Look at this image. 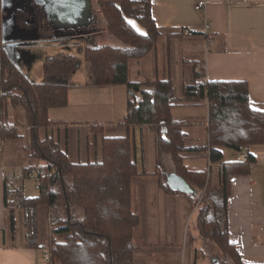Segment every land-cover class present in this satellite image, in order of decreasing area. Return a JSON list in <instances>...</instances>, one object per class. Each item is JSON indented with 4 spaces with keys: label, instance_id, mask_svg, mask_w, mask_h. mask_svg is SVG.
<instances>
[{
    "label": "trees",
    "instance_id": "obj_1",
    "mask_svg": "<svg viewBox=\"0 0 264 264\" xmlns=\"http://www.w3.org/2000/svg\"><path fill=\"white\" fill-rule=\"evenodd\" d=\"M106 24V32L118 45L87 48V86H125L128 89V114L119 126L126 127V137L103 138L102 161L74 163L67 150L54 136L40 137L42 129L55 123L50 120L52 109L68 106L73 77L82 63L77 56L63 54L44 66L46 81L35 83L12 60L11 48L0 43V140L17 141L24 136L20 125L9 123L11 110L23 112L31 139L29 157L43 162L37 171L36 197L25 196L24 182L34 172L24 169L22 181L5 190V204L11 231L17 228L16 211L24 212L27 247L38 244V212L40 208L56 211L52 220L54 233L61 238L51 240L44 250L51 264H135L134 235L141 217L133 210L132 186L140 173L136 160V143L130 134L132 127H150L155 134L157 163L171 158L173 170L195 190L184 195L198 209L197 227L203 241L215 245L231 264H246L229 236V200L232 179L247 176L255 158L248 149L264 145V112L252 107L249 87L245 82H205L196 72L178 96L172 76L164 79L132 81L129 66L157 50L162 37L152 15L151 0H95ZM26 13H17V23L25 28ZM202 34V33H201ZM198 31L195 32V36ZM45 38L38 43H51ZM30 45V43H27ZM208 102V145L198 151L188 144L186 121L177 120L173 108L181 105L199 106ZM92 146L104 127L94 125ZM91 146V145H90ZM209 150L211 164H217V177L208 170L193 171L185 164V154ZM223 149L249 155L248 162L225 161ZM161 175L159 188L166 194L183 195L170 189L167 175ZM60 210V211H57ZM202 252V251H201ZM216 262L220 263V259Z\"/></svg>",
    "mask_w": 264,
    "mask_h": 264
},
{
    "label": "crops",
    "instance_id": "obj_2",
    "mask_svg": "<svg viewBox=\"0 0 264 264\" xmlns=\"http://www.w3.org/2000/svg\"><path fill=\"white\" fill-rule=\"evenodd\" d=\"M91 1L94 9L96 2L95 0ZM199 1L202 0H151L152 15L162 37L157 50L139 61L135 60L136 63H134L135 61L130 63V80L144 81L157 78L164 80L171 74L175 90H182L185 84L191 83L193 69L196 64L195 70L201 74L202 81L247 83L252 107L264 112V0H206L208 3L206 9L197 11L195 6ZM205 22L211 25V35L213 37V44L209 50L206 48V38L201 34ZM186 29H194L198 31V35L188 37L184 35ZM116 45L118 43L115 42ZM133 64H135L134 78L131 75ZM150 66H154L155 71L151 76H147L145 70ZM163 69L166 70V73ZM75 87L74 83V87L69 92L70 99L71 92ZM123 87L125 86L91 87V90L104 92L107 95H118L125 91L121 89ZM115 88L118 90L115 91ZM128 99L129 93L127 96V111L125 116H122L121 122L128 114ZM78 103L79 105L84 104L80 101ZM181 107L185 109L188 107L203 108L200 116L197 113H191L190 115L193 116H187V118L183 113H176V108L172 110L175 119L187 123L185 132L190 147L195 148L197 151L201 150L209 142L208 102L206 100L199 106L190 104L177 106V108ZM55 110L57 109H52L50 112ZM92 114L90 110L74 112L71 116L80 117L79 120L74 122L55 121L50 118L55 124L48 129H42L40 137L44 138L48 134L58 139L62 149L68 151L69 158L74 163L101 162L103 138L126 137L128 132L126 127L119 126L118 122L106 123L99 121L100 119H96L94 122L88 117ZM82 118L84 120H81ZM96 124L102 125L104 132L98 136V144L92 146L94 138L92 129ZM56 130L58 134H55ZM130 134L136 143V160L139 172L149 174L136 179L132 186V205L133 210L137 212L135 210L136 202H138V199L135 202L136 194L145 191L144 187L151 180L158 178L160 183L162 176L159 175L161 172H156L157 170L148 171L145 166V137L152 135L155 146L153 130L148 126H135L131 128ZM72 139L75 143H71L70 140ZM0 144H2L1 140ZM248 151L255 158V163L252 165L249 175L236 176L232 179L228 230L230 240L236 245L243 262L246 264H264V145L251 146ZM223 154L225 161L228 162L240 160L241 156L240 153L231 149H223ZM185 157V164L190 170L211 171L212 178L216 179L217 164H211L209 150L186 153ZM154 160L155 166L158 167L156 147ZM163 160H167L171 164L166 175L176 173L173 170L171 158L166 156ZM196 161H204L205 164L201 162L195 164ZM10 172H12V168L0 163V264H48L45 261L47 253L44 248L32 249L23 244L24 241L20 244L14 242L16 232L14 234L11 231L5 204V190L6 186L8 187L5 179ZM160 191L164 194L163 190L160 189ZM139 195L137 194V196ZM165 196L167 199L182 200L183 198L192 207V211L196 208L187 196L170 194ZM137 213L140 215L139 212ZM155 215L157 217L166 216L169 220L173 217V214H161L153 211L151 216ZM140 217L141 222L134 235L136 246L135 264H188L187 248L189 242L186 241L188 237L185 235L187 229L186 218L183 217L179 228L173 229V223L168 224L166 234L170 235L168 245L171 248H168L170 253L167 258L162 249L164 240L162 235L158 236L156 228L147 229L149 236L144 239L138 236L137 239L136 234L141 229L143 219V216L140 215ZM158 230L161 232L162 228ZM172 235L176 238L173 239ZM184 250H186L185 255ZM214 262H216V258H213Z\"/></svg>",
    "mask_w": 264,
    "mask_h": 264
},
{
    "label": "rangeland",
    "instance_id": "obj_3",
    "mask_svg": "<svg viewBox=\"0 0 264 264\" xmlns=\"http://www.w3.org/2000/svg\"><path fill=\"white\" fill-rule=\"evenodd\" d=\"M96 4V3H95ZM94 4L93 10V19L94 22L88 27L74 28L69 30H58V23L54 24L50 19L44 15L43 11H30V19L25 25V30L28 33H25L26 38L34 40L35 38L45 39L50 38L54 39L51 43H38L32 42L28 44H20L11 49L12 59L15 64L35 83H43L46 81L44 74V66L50 60L58 57L63 54L65 56H77L81 60V67L77 72L73 82L76 87L71 92V99L69 97L68 106L63 109H57L53 112H50V118L52 120H62L66 122H74L80 119L79 116H71L74 112L79 111H92V115L88 117L92 121L100 119L99 121H104L106 123L110 122H121L122 116H125L127 111V88L123 87L125 91L121 94H105L104 92H98L91 90V87H88L87 82V69H86V56L85 51L87 48L102 46V45H115V42L118 43L113 37H111L106 32V24L103 16L99 13L97 7ZM5 14L0 9V43L2 42V23L4 20ZM56 25V26H55ZM59 27V26H58ZM136 63V61L134 62ZM145 63V62H144ZM147 63V60H146ZM134 65L131 67V75L133 76ZM154 67V66H153ZM152 66L147 67L145 73L147 76L154 74L155 69ZM189 70V68H187ZM166 73V70L163 69ZM190 84V83H188ZM115 91L118 89L115 88ZM182 90L178 89L176 94L179 96ZM76 97V98H75ZM76 99V100H74ZM84 104L79 105L78 102ZM176 108V113H183L186 118L191 113H197L198 116L202 113L201 107L199 108ZM174 108V109H175ZM173 114V113H172ZM177 115V114H176ZM179 115V114H178ZM174 116V115H173ZM50 119V120H51ZM81 120H84L83 118ZM9 123L13 125H20V133L24 136L22 139L17 141H9L0 144V163L5 164L10 168H22L32 167L34 172L29 179H26L24 182L25 196L28 198H33L38 196V181H37V171L38 168L43 165V162L38 161L29 157L30 154V145L31 139L29 136V130L26 129L23 112L20 110L10 112V118L8 119ZM94 121V122H95ZM57 133V130L55 131ZM44 135V134H43ZM57 136V135H56ZM71 143L73 139L70 140ZM145 162L146 170L156 171L166 174L170 169L171 164L167 160H163L158 167L155 166L154 153V137L148 135L145 137ZM72 152V151H71ZM76 160V159H74ZM201 162L205 164L204 161H196L197 164ZM155 166V167H153ZM155 178V177H154ZM158 178L151 180L146 187L145 191H142L139 196H135L138 199L136 202L135 210L143 216L141 229L137 231L138 236L146 238L149 236L147 229L156 228L158 231V236L162 235L164 244L162 249L164 250L165 257H169L168 248H171L168 245L169 234H166L168 224L173 223V229L179 228L180 223L183 221V217L186 218L185 223L187 229L185 235L188 237L186 241L189 242L187 248V262L188 264H214L213 258L220 259L221 264H231L222 256L219 252V249L212 245L211 243L204 242L199 234L197 227V210L196 208L192 211V207L189 203L182 198V200L166 198V194H162L158 187ZM170 201V202H168ZM184 201V202H183ZM188 203V205H186ZM60 211V210H57ZM153 211H157L161 214H173L171 220L167 219L166 216L157 217L151 216ZM193 212V213H192ZM58 214L56 211L48 210L47 208H40L38 212V244L40 247H47L52 243L51 240L56 238L57 241H61V238L54 233V227L52 226V220ZM178 215V216H176ZM17 218V228H16V238L14 239L15 243H22L27 245L28 240L25 238L26 228L24 227V212L22 210L16 211ZM154 218V219H153ZM161 225V226H160ZM162 228L161 232L158 229ZM172 238L176 237L172 235ZM197 249V250H196ZM202 250V252H201ZM184 250V255H185Z\"/></svg>",
    "mask_w": 264,
    "mask_h": 264
},
{
    "label": "water",
    "instance_id": "obj_4",
    "mask_svg": "<svg viewBox=\"0 0 264 264\" xmlns=\"http://www.w3.org/2000/svg\"><path fill=\"white\" fill-rule=\"evenodd\" d=\"M10 1L19 3L21 0H0V9L7 16H4L2 23V38L6 48H13L20 44L38 42L41 39L34 40L25 37L28 33L17 23V11L25 7L28 0H22L19 5H12ZM41 6L50 21L58 23V30H69L74 28L88 27L93 24V4L91 0H35ZM33 10V9H32ZM56 26V25H55ZM59 26V27H58ZM32 41V42H30ZM13 60V59H12ZM13 63H15L13 61ZM167 184L171 190L183 195H195V190L190 184L177 173H171L167 176ZM214 264H220L214 262Z\"/></svg>",
    "mask_w": 264,
    "mask_h": 264
},
{
    "label": "built area",
    "instance_id": "obj_5",
    "mask_svg": "<svg viewBox=\"0 0 264 264\" xmlns=\"http://www.w3.org/2000/svg\"><path fill=\"white\" fill-rule=\"evenodd\" d=\"M208 3L206 0H202L199 1L196 6L195 9L197 11H204L207 7ZM195 32H197L194 29H186L184 31V35L188 36V37H194L195 36ZM202 34L204 35V37L206 38V48L209 50V48L212 46L213 44V37L211 35V25L208 22H205L204 27L202 29ZM240 160L243 162H248L249 160V155L247 153H243L240 156ZM25 177V173H24V169L22 168H12V172L7 174V177L5 179L7 185H8V189L12 188V183L17 182V181H22ZM45 261L48 264H51V258L50 256L47 254L45 256Z\"/></svg>",
    "mask_w": 264,
    "mask_h": 264
},
{
    "label": "flooded vegetation",
    "instance_id": "obj_6",
    "mask_svg": "<svg viewBox=\"0 0 264 264\" xmlns=\"http://www.w3.org/2000/svg\"><path fill=\"white\" fill-rule=\"evenodd\" d=\"M22 1V0H21ZM21 1L18 3H14L13 1H10V4L12 5V2H13V5H19L20 3H21ZM33 9V10H32ZM40 10H42V8H41V6L40 5H38L37 3H36V1L35 0H28L26 3H25V7L23 8V9H21V10H19V11H17V13L18 12H22V13H26V14H28V16L30 15V11H32V12H36V11H40ZM43 11V10H42ZM43 13H44V11H43ZM44 15H45V13H44ZM5 16H7V15H5ZM29 19H27V21H28ZM26 24H27V22H26Z\"/></svg>",
    "mask_w": 264,
    "mask_h": 264
}]
</instances>
